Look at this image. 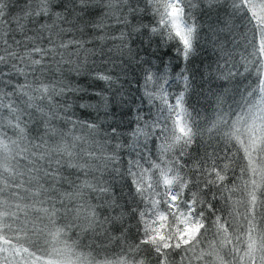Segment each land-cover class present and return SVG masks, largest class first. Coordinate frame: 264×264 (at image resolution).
<instances>
[{"label": "snow or ice", "instance_id": "obj_1", "mask_svg": "<svg viewBox=\"0 0 264 264\" xmlns=\"http://www.w3.org/2000/svg\"><path fill=\"white\" fill-rule=\"evenodd\" d=\"M0 264H264V0H0Z\"/></svg>", "mask_w": 264, "mask_h": 264}, {"label": "trees", "instance_id": "obj_2", "mask_svg": "<svg viewBox=\"0 0 264 264\" xmlns=\"http://www.w3.org/2000/svg\"><path fill=\"white\" fill-rule=\"evenodd\" d=\"M242 51V49H241ZM196 66L199 67V61H196ZM81 84L85 87V88H89L90 91L93 90H97L98 87L102 86V82H94L93 80H91L90 78L84 77L81 78ZM240 98L239 96L236 97V100L238 101ZM230 103H233L232 101H230ZM197 107H199L201 109V117L200 119L203 120L205 117L211 116V111L209 109H205L202 105H197ZM229 179H231V176H229ZM238 183V181H237ZM231 186V185H230ZM233 199H240L239 196H234ZM240 211H242V208L239 209ZM171 226L172 228L177 227V225H172L171 221L166 222L165 225V231H168V226ZM101 256L104 255H111V252L109 253H101Z\"/></svg>", "mask_w": 264, "mask_h": 264}]
</instances>
